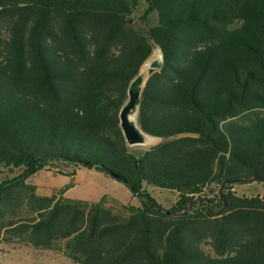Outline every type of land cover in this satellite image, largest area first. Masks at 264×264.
I'll return each mask as SVG.
<instances>
[{
  "label": "trees",
  "instance_id": "obj_1",
  "mask_svg": "<svg viewBox=\"0 0 264 264\" xmlns=\"http://www.w3.org/2000/svg\"><path fill=\"white\" fill-rule=\"evenodd\" d=\"M154 47L137 120L159 143L130 150L119 115ZM55 162L107 174L140 205L38 194L27 179ZM0 167L20 170L0 179L5 242H62L73 264H264V195L227 184L225 204L200 202L264 179V0H0Z\"/></svg>",
  "mask_w": 264,
  "mask_h": 264
},
{
  "label": "rangeland",
  "instance_id": "obj_2",
  "mask_svg": "<svg viewBox=\"0 0 264 264\" xmlns=\"http://www.w3.org/2000/svg\"><path fill=\"white\" fill-rule=\"evenodd\" d=\"M144 9V5H140L139 9L133 14L132 21L135 29L147 34L148 27L155 23V14L152 13L147 18L143 19ZM154 62L162 63V55L157 47L153 48L152 55L142 66L137 78L131 83L126 105L133 101L137 103L138 107V101L132 98V94L141 95L144 83L149 76V70ZM127 119L129 126L132 127L133 131L138 133L140 137L139 142L131 144L127 142V146L130 150L147 149L159 143L158 139L150 136V138L144 142L143 138L146 137L141 132L138 120L137 125H135L133 121H131V113L127 114ZM19 172L20 170L10 172V170L0 167V179L11 178ZM72 173L74 176H69ZM27 182L35 185L37 193L40 195H51L58 192L63 186H71L66 190L65 198L98 201L103 196H106V206L110 207L115 212L123 213L124 205L137 207L140 205L139 201L132 197L130 190L121 182L94 169L75 167L73 165L55 162L37 171L27 179ZM147 189L155 201L165 210H169L176 201V193L174 192L152 187H147ZM218 191L219 190L215 186L208 188L204 194L200 196V202L205 200L208 201L214 194H217ZM232 191L239 196L264 195V185L255 182L234 184L232 186ZM62 246L63 243L60 242L54 249L42 250L24 244L0 240V264H73L63 253Z\"/></svg>",
  "mask_w": 264,
  "mask_h": 264
},
{
  "label": "water",
  "instance_id": "obj_3",
  "mask_svg": "<svg viewBox=\"0 0 264 264\" xmlns=\"http://www.w3.org/2000/svg\"><path fill=\"white\" fill-rule=\"evenodd\" d=\"M161 55H162V53H161ZM161 67H162V63H159V62L152 63L151 69L149 70V75L152 74L153 72H155V70H157V69H159ZM140 96H138L135 93L132 94V98L133 99H137L138 106H139V102H140ZM133 104H134V102L131 101L130 104L125 105L122 108V110L120 111V115H119L120 126H121L122 131H123V134L125 136L126 143L128 142L130 144L131 143H136V142H139L140 141V137L138 136V133H136L135 131H133L132 127L129 126L128 119H127V114L132 113V110L134 109ZM137 112H138V107H137L136 114H137ZM141 132L144 135H147L142 129H141ZM147 136H149V135H147ZM112 176L115 177V178H118L117 175H114L113 174ZM253 182H255V183H264V179L257 178V177H251V178H248V179L238 178V179H227V180L223 181L222 184H221V186H220V188H219V191H218L220 200L223 201V204H225V202H224V187H225V185H227V184L228 185L229 184H240V183H253ZM222 211H223V208H221L213 216L220 215Z\"/></svg>",
  "mask_w": 264,
  "mask_h": 264
},
{
  "label": "bare ground",
  "instance_id": "obj_4",
  "mask_svg": "<svg viewBox=\"0 0 264 264\" xmlns=\"http://www.w3.org/2000/svg\"><path fill=\"white\" fill-rule=\"evenodd\" d=\"M133 106H134V109L132 110V113H131V121H133V123L135 124V125H137V114H136V111H137V103L135 102L134 104H133ZM145 137L146 138H143V140H144V142H146L150 137L149 136H146L145 135ZM142 138V137H141ZM143 145V144H142Z\"/></svg>",
  "mask_w": 264,
  "mask_h": 264
},
{
  "label": "crops",
  "instance_id": "obj_5",
  "mask_svg": "<svg viewBox=\"0 0 264 264\" xmlns=\"http://www.w3.org/2000/svg\"><path fill=\"white\" fill-rule=\"evenodd\" d=\"M64 196H65V193H64Z\"/></svg>",
  "mask_w": 264,
  "mask_h": 264
}]
</instances>
